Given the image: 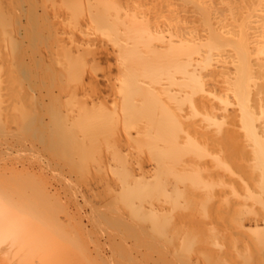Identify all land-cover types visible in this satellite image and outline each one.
<instances>
[{
    "label": "bare ground",
    "instance_id": "6f19581e",
    "mask_svg": "<svg viewBox=\"0 0 264 264\" xmlns=\"http://www.w3.org/2000/svg\"><path fill=\"white\" fill-rule=\"evenodd\" d=\"M99 258L264 264V0H0V264Z\"/></svg>",
    "mask_w": 264,
    "mask_h": 264
},
{
    "label": "rangeland",
    "instance_id": "374dc122",
    "mask_svg": "<svg viewBox=\"0 0 264 264\" xmlns=\"http://www.w3.org/2000/svg\"><path fill=\"white\" fill-rule=\"evenodd\" d=\"M58 213H59V212H58ZM61 213H62V212H61ZM59 214H60V213H59ZM62 215H63V213L61 214V216H62ZM102 242H104V240H103V241H101V244H103V245H104V244H105V242H104V243H102ZM100 258H101V257H100ZM100 258H99V260H100V261H99V260H97V261L99 262V264H104V263H103V261H102ZM102 259H103V258H102ZM100 262H101V263H100ZM142 264H145V263H142Z\"/></svg>",
    "mask_w": 264,
    "mask_h": 264
}]
</instances>
